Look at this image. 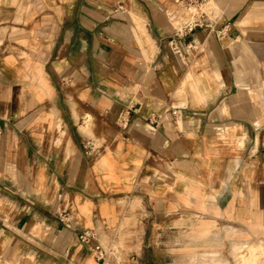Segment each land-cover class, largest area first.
I'll list each match as a JSON object with an SVG mask.
<instances>
[{
  "label": "crops",
  "instance_id": "0c3cea01",
  "mask_svg": "<svg viewBox=\"0 0 264 264\" xmlns=\"http://www.w3.org/2000/svg\"><path fill=\"white\" fill-rule=\"evenodd\" d=\"M205 8L177 54V0H0V264L264 242V0Z\"/></svg>",
  "mask_w": 264,
  "mask_h": 264
},
{
  "label": "built area",
  "instance_id": "2783aa9c",
  "mask_svg": "<svg viewBox=\"0 0 264 264\" xmlns=\"http://www.w3.org/2000/svg\"><path fill=\"white\" fill-rule=\"evenodd\" d=\"M209 1L210 0H177L178 3L193 10V18L183 28H179L175 31V36L170 41L172 44V49L175 53L181 54V47L176 39L178 35H184L202 27L209 28L210 31H214L217 36H223L227 31L226 27L218 30L208 24L210 19L207 16V9L205 6L209 3ZM130 111L131 107L125 108V110L118 117L119 124L123 128H127L129 125ZM160 120L161 116H152L149 120V129L151 131H155ZM84 150L86 154L93 156L100 153L101 147L97 144L96 140L89 138L84 142ZM57 218L64 224V226H73L66 211L57 212ZM78 239L80 242L88 246V248L94 253L95 257L101 262V264H109V258L110 256L114 255V251L110 246L107 247L100 243L98 240V234L95 230L82 229L78 234ZM133 259L134 257H132V260ZM136 264L144 263L141 261H136Z\"/></svg>",
  "mask_w": 264,
  "mask_h": 264
},
{
  "label": "rangeland",
  "instance_id": "374dc122",
  "mask_svg": "<svg viewBox=\"0 0 264 264\" xmlns=\"http://www.w3.org/2000/svg\"><path fill=\"white\" fill-rule=\"evenodd\" d=\"M147 243L145 242L144 250L139 255L125 251L119 259L116 256H110L109 264H136V261L144 264H264V242L242 244L236 256L231 259L213 251L181 255L179 244L172 247L173 255H168L164 241L150 242V245ZM132 257H134L133 260Z\"/></svg>",
  "mask_w": 264,
  "mask_h": 264
}]
</instances>
